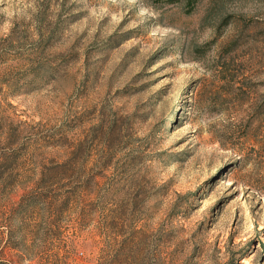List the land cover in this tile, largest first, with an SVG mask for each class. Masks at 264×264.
<instances>
[{
  "label": "rangeland",
  "instance_id": "1",
  "mask_svg": "<svg viewBox=\"0 0 264 264\" xmlns=\"http://www.w3.org/2000/svg\"><path fill=\"white\" fill-rule=\"evenodd\" d=\"M0 264H264V0H0Z\"/></svg>",
  "mask_w": 264,
  "mask_h": 264
},
{
  "label": "trees",
  "instance_id": "2",
  "mask_svg": "<svg viewBox=\"0 0 264 264\" xmlns=\"http://www.w3.org/2000/svg\"><path fill=\"white\" fill-rule=\"evenodd\" d=\"M9 160H5L3 163L8 162ZM65 167V164L60 165V166H55L49 170H47L45 172V174H43L42 178L36 183L35 185V192H32L29 200V202H27V206L29 207H35L37 205V203H41L42 205H44V203H46L47 205H51L54 202H51L49 199L50 198H45L43 197V193L41 192L43 184L44 183H52L55 179H57L60 175L64 174L65 172L63 171V168ZM1 184H3L4 186L7 185V189L8 192H11L15 189V187H17V184H15V182H1ZM79 189H87L86 184H81Z\"/></svg>",
  "mask_w": 264,
  "mask_h": 264
}]
</instances>
